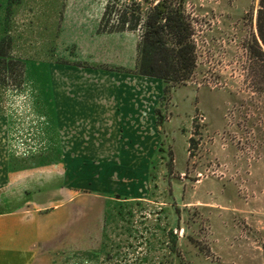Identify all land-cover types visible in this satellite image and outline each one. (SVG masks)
Here are the masks:
<instances>
[{"label":"rangeland","instance_id":"rangeland-1","mask_svg":"<svg viewBox=\"0 0 264 264\" xmlns=\"http://www.w3.org/2000/svg\"><path fill=\"white\" fill-rule=\"evenodd\" d=\"M18 1L10 5L8 35L24 61L23 81L0 87V107L12 113L9 138L16 126H30L21 118L23 104L49 115L53 91L79 93L85 74L99 71L100 87L113 86L111 73L127 74L118 76L121 85L127 76L138 79L125 72L133 68L136 34L96 31L107 0ZM257 2L184 0L196 64L165 94L159 79H148V105L159 122L149 174L135 200L105 205L102 234L69 206L72 222L47 264H264V84L256 82L257 64L247 52L254 38L259 42ZM6 4L0 0V18Z\"/></svg>","mask_w":264,"mask_h":264},{"label":"crops","instance_id":"crops-1","mask_svg":"<svg viewBox=\"0 0 264 264\" xmlns=\"http://www.w3.org/2000/svg\"><path fill=\"white\" fill-rule=\"evenodd\" d=\"M98 72L84 75L79 93L53 91L49 115L23 104L21 118L30 126H16L14 140L12 113L1 107L0 264H47L72 222L69 206L102 234L105 205L135 200L141 176L149 174L159 152L150 77L133 74L138 79L127 76L121 85L118 76L127 74L111 73L113 86L100 87ZM18 147L22 153L14 156Z\"/></svg>","mask_w":264,"mask_h":264},{"label":"trees","instance_id":"trees-1","mask_svg":"<svg viewBox=\"0 0 264 264\" xmlns=\"http://www.w3.org/2000/svg\"><path fill=\"white\" fill-rule=\"evenodd\" d=\"M19 2L18 0H14ZM13 0H7L0 18V87H20L23 81L24 61L18 56L17 44L8 35V18ZM255 16L256 35L247 52L257 64L258 84H264V0H258ZM97 33H135V58L130 72L135 75L159 79L163 93L178 84H184L196 64L193 29L186 13L184 0H129L118 3L107 0L98 20ZM57 64H69L53 61ZM260 62V63H259ZM260 64V65H258ZM100 69L98 65H82ZM259 66V68H258ZM108 71H119L104 68ZM1 112V107H0ZM159 125V122L157 121ZM170 238L174 239L171 233ZM174 241V240H173Z\"/></svg>","mask_w":264,"mask_h":264}]
</instances>
